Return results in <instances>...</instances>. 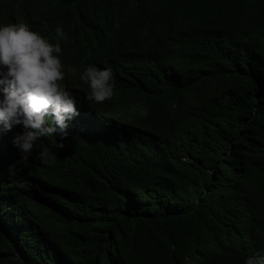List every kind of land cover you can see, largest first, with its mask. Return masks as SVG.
<instances>
[{"label":"clouds","instance_id":"obj_1","mask_svg":"<svg viewBox=\"0 0 264 264\" xmlns=\"http://www.w3.org/2000/svg\"><path fill=\"white\" fill-rule=\"evenodd\" d=\"M253 3L0 0V230L29 243L49 214L89 205V161L134 164L139 197L155 175L160 203L206 201L204 240L160 249L159 264H264L262 135L220 134L210 105L176 102L196 97L228 40L248 50L238 26ZM208 151L207 180L185 192L179 167Z\"/></svg>","mask_w":264,"mask_h":264},{"label":"trees","instance_id":"obj_2","mask_svg":"<svg viewBox=\"0 0 264 264\" xmlns=\"http://www.w3.org/2000/svg\"><path fill=\"white\" fill-rule=\"evenodd\" d=\"M253 1L238 26L248 34V50L228 40L218 51L224 56L217 71L190 88L199 90L196 97L176 102L192 110L210 105L209 125L220 134L234 136L242 129L262 135L257 159L264 158V0ZM199 158L200 164L179 167L187 193L200 190L198 183L207 180L204 169L214 163L209 151ZM87 169L92 173L81 190L89 205L49 214L29 243L17 244L0 230V264H159L160 249L193 238L202 242L209 232L203 223L205 197L187 195L162 204V183L155 175L146 178L140 197L135 193L144 172L134 164L104 172L89 161Z\"/></svg>","mask_w":264,"mask_h":264}]
</instances>
